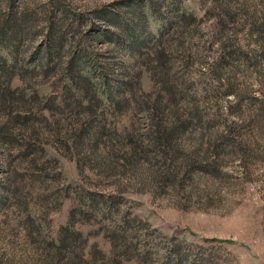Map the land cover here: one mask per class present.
Instances as JSON below:
<instances>
[{"label": "rangeland", "instance_id": "rangeland-1", "mask_svg": "<svg viewBox=\"0 0 264 264\" xmlns=\"http://www.w3.org/2000/svg\"><path fill=\"white\" fill-rule=\"evenodd\" d=\"M0 264H264V0H0Z\"/></svg>", "mask_w": 264, "mask_h": 264}, {"label": "trees", "instance_id": "trees-1", "mask_svg": "<svg viewBox=\"0 0 264 264\" xmlns=\"http://www.w3.org/2000/svg\"><path fill=\"white\" fill-rule=\"evenodd\" d=\"M162 32H160L159 34V37L157 40V45L156 47H154V50H153V57L156 59V60H159L161 61L162 60V56H163V47H162ZM168 134V133H167ZM164 135L163 137H160L159 139L162 140V138H164L165 140H169V134L168 135Z\"/></svg>", "mask_w": 264, "mask_h": 264}]
</instances>
